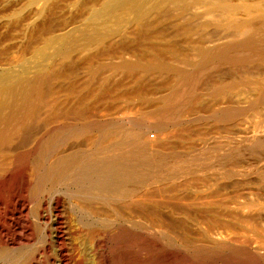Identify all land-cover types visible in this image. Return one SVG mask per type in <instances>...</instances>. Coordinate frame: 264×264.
I'll use <instances>...</instances> for the list:
<instances>
[{"label":"bare ground","instance_id":"1","mask_svg":"<svg viewBox=\"0 0 264 264\" xmlns=\"http://www.w3.org/2000/svg\"><path fill=\"white\" fill-rule=\"evenodd\" d=\"M42 2L9 12L4 35L26 25V56L41 54L59 24L81 21L60 32L74 43H61L47 69L0 75V184L17 182L0 187V264H115L111 252L126 241L142 264L192 260L226 248L236 230L250 231L264 257V117L253 146L214 140L208 159L212 140L193 148L181 130L159 143L146 135L148 121L191 134L195 113L226 127L264 116V0ZM129 3L127 30L93 23ZM135 97L142 108L128 122L99 114Z\"/></svg>","mask_w":264,"mask_h":264},{"label":"rangeland","instance_id":"2","mask_svg":"<svg viewBox=\"0 0 264 264\" xmlns=\"http://www.w3.org/2000/svg\"><path fill=\"white\" fill-rule=\"evenodd\" d=\"M32 0H0V51L2 50V49H8V50H6V54H7V51H9L8 52V54L7 55H4L3 56V54H2V56L0 55V65H1V63H2V65H4L5 63L7 64H5L6 66H8V67H6L5 65H4V67L1 65L0 66V70H1V72H0V75H2L3 73L4 74H11V75H13L14 76V78H15V76L16 77H18L19 75H18V73H20V75H26V76H32L33 74H35V72H37V71H39V70H45V69H47L49 66H50V64L52 65L53 63H54V61H57V60H53V59H58L61 55H59V54H61V49L60 48H62L63 46V48H67V47H69L70 45H72L73 43H74V41H73V39L70 37L69 39H68V44L66 43L65 45L63 44V41L61 40V37H62V35L60 34V32L62 33V32H64V31H67V29H71L72 28V26L74 27V26H76L78 23H77V21L79 22V24H80V21H81V17H78V19L76 18V19H71L70 21L68 20L66 23H64V25H63V28H62V24H59V26L57 27V28H59L60 26V28H59V30L57 29V34H59V36H55L54 35V40L55 41H57L56 43L54 42V40L52 39L51 40V42H50V44L48 45V47H46L45 49H44V51L42 50V51H40V53L41 54H39V52L38 53H35L34 55H32V54H29V53H31L30 51L29 52H27L28 53V55L26 56V54H24V53H26V50H25V43H26V34H25V30H26V25L25 26H23L22 28H20V27H16L15 28V30L13 31V33L11 34V35H9V36H7V37H5L6 35H4L5 34V31L7 30V28H8V25L6 24L7 23V20H8V18H9V12L11 11V10H13V9H21V10H27V9H31V7H32V9H37V8H39V7H41L42 6V4H43V0L41 1V0H34V2H31ZM31 5H33V6H31ZM31 6V7H30ZM69 6H71V5H69ZM68 5H66L65 7H64V11H63V14H62V12H61V14H59L58 15V18H57V20H56V22L55 23H59L60 21H61V15L63 16L64 14H69L70 13V7H69ZM123 6H125L124 8H126V11H129L128 13L129 14H132V16L131 15H129L128 13L127 14H124V12L126 13V11L124 10V8H123V13H122V7H119L118 9L119 10H117V11H120L119 13L115 10V12L113 13V15H115V18H113L112 20H111V18L112 17H110V16H112V15H110V16H108V15H106L105 17H106V19H105V17H100L101 19H96L95 21L93 20V23L94 22H96V23H108L109 21H112V23H115V25L117 24H120V23H122L123 22V25H124V28H125V30H127L128 28H129V25L131 26V24H132V19H133V17H134V12H133V9L131 8L132 6H134V5H132L131 3H129V8H131V9H127V6H128V4L126 5H123ZM65 8H66V10H65ZM132 10V11H131ZM117 12V13H116ZM116 14H119L118 15V17H120L118 20L116 19ZM121 15H123L122 17H121ZM32 16H35V17H37V15H32ZM65 16V15H64ZM130 16H131V19L129 20V18H130ZM109 17V19L110 20H108L107 18ZM122 18V19H121ZM35 18H31V19H29V21H33ZM125 19V21H123ZM74 20V21H73ZM102 21V22H100V21ZM108 20V21H107ZM113 20H115L116 22H113ZM119 20H120V23H119ZM122 20V21H121ZM73 21V22H72ZM76 21V22H75ZM107 21V22H106ZM89 22H91V21H89ZM61 23V22H60ZM77 23V24H76ZM95 23V24H96ZM98 23V24H99ZM128 23V26H126L125 24H127ZM67 24V25H66ZM7 25V26H6ZM58 25V24H57ZM113 24H111V25H108L107 27H109L107 30L108 31H110V30H113V29H115V28H118V29H115V30H119V29H121L123 26H122V24H121V27H120V25H118V26H115V25H113ZM64 26H65V28H64ZM124 28H122L123 30H124ZM127 28V29H126ZM63 29H65V30H63ZM106 29V28H105ZM65 37V36H64ZM79 37H81V36H79ZM59 40V41H58ZM60 40H61V42H60ZM70 40L71 41H73V42H71V44H70ZM53 41V42H52ZM61 43L63 44V46L61 45ZM56 44V45H55ZM51 45L53 46V47H51ZM55 45V46H54ZM60 47H59V46ZM67 45V46H66ZM6 46V47H5ZM62 46V47H61ZM4 47V48H3ZM8 47V48H7ZM49 47H51V49H50V51H49ZM55 47V48H54ZM56 48H59V49H56ZM62 48V49H63ZM52 50H54L53 51V53H52ZM59 50V51H58ZM28 51V50H27ZM48 51V52H47ZM43 52V53H42ZM49 52H50V54L51 55H49ZM56 52V53H55ZM4 53V54H5ZM45 53V54H44ZM23 54V56L25 55L26 57L25 58H22L23 56H21ZM44 54V55H43ZM48 54V56H46ZM36 55H37V57H36ZM59 55V56H58ZM30 56V57H29ZM43 56V57H42ZM35 57V58H34ZM38 57H40V58H38ZM47 57L49 58L48 60H46L47 59ZM58 57V58H57ZM22 60H21V59ZM32 60H31V59ZM42 58H44V59H42ZM46 58V59H45ZM28 59V60H27ZM42 59V60H41ZM13 60V61H12ZM18 60V61H17ZM20 60V61H19ZM31 60V61H30ZM43 60H44V62H43ZM14 61H16L17 63H18V65H17V63L16 62H14ZM27 61L29 62V63H27ZM32 61H33V63H32ZM42 61V62H41ZM21 62V63H20ZM24 62V63H23ZM36 64H35V63ZM45 62H47V64L45 63ZM50 62V64H48ZM39 63V64H38ZM25 65V66H27V64L30 66H27L26 68L23 66V65ZM17 65V66H16ZM32 65H33V67L35 68V70H34V68L32 67ZM42 65V66H41ZM36 66V67H35ZM37 67H39L38 69H36ZM6 68V69H5ZM31 68V69H30ZM41 68V69H40ZM43 68V69H42ZM3 69V70H2ZM5 69V70H4ZM12 69H13V71H12ZM19 71H18V70ZM11 70V71H10ZM5 71H6V73H5ZM25 71V72H24ZM9 72H11V73H9ZM14 72H15V75H14ZM27 72V73H26ZM28 72H31L30 73V75H28ZM120 103V104H119ZM134 103V104H133ZM119 106H118V105ZM131 104V105H130ZM138 104H139V100H138V98H134L133 100H127V99H122V100H119V101H117L116 102V104L115 105H113V106H115V107H112V106H103V107H101L100 109H99V114L101 115V116H103V113H106L107 115L109 114H112L111 116L113 117L112 119H119L120 118V120H122V121H126V122H128V121H130V119L131 118H134V117H136L137 116V114H138V112H139V110H138V108H142L141 107V105H139V107H136V106H138ZM108 109H106V108ZM117 107V108H116ZM113 109V111H112V109ZM104 110V109H106V110H104V111H106V112H104V111H100V110ZM110 109H111V111H110ZM138 111V112H137ZM137 112V113H136ZM263 113H264V110H263ZM106 114H104V115H106ZM196 114V115H195ZM194 115L192 114H190V116H188L189 115V113H188V117H187V121L190 123V126H192V133H194V131H196V129H199V130H201L200 128H205V129H203V130H201V133H200V131H196V133H198L197 134V136H195L194 137V135H192V133L191 134H189L191 131H190V129H188V130H183L182 128H180V129H178V128H172V127H169L170 129H168V130H166V131H159L158 129H156V128H154V126H153V122L152 121H148V122H146V124L147 125H149L148 127H149V129L147 130V132H146V135L147 136H149L150 137V139H151V137H152V141L148 138V137H146V139L148 140V141H150V142H152V143H159V142H162V141H164V140H174V137L173 136H171V135H174V132H176L178 135H179V132H177V130L179 131V130H181V132H180V135L182 136V138L184 139V140H186V141H190V142H192L193 144L195 143H197L198 145H194V147L193 148H197L198 146L200 147V145H202L203 144V142H211L212 143V141H213V145H214V147H210V151H209V147L208 146H205L204 148H205V151L207 150V153H208V151H209V153L206 155H204V156H206V158L208 159V158H211L212 157V154L210 153L211 151L213 152V150H215V148L216 147H218V145H216L215 146V142H216V144L218 143L219 144V142L221 141L222 143L224 142V141H232V140H234V139H238V140H241V141H243L242 143H243V146H246V143H247V146H250L252 143L254 144V141H249V140H251L250 138H251V136L254 134V132L256 131V129H257V131H259V129L257 128V125H256V122H259L261 119H262V117H264L263 115L261 116V117H258L257 115H255V117L256 118H254V116H253V118L254 119H252V118H250L251 116H249V115H247L248 117L246 118V115H243V117L242 116H240V121H241V119L242 118H244L243 120L244 121H238V123L235 125V126H232V127H226V125H223V124H218V123H214V122H212V123H208V122H211V121H208V122H206V121H204V123L203 122H201V121H198V120H196V117L199 115L198 113H195ZM200 114H202V112L200 113ZM253 114V113H252ZM115 115H116V117H115ZM254 115V114H253ZM133 116V117H132ZM110 117V116H109ZM129 117V118H128ZM258 118V119H257ZM261 118V119H260ZM247 120V121H246ZM255 120V121H254ZM248 122H250V123H248ZM207 124L208 123V125H201V124ZM195 124H200L201 126H198V125H195ZM210 124V125H209ZM239 124H240V126H239ZM242 124V125H241ZM218 125V128H216V126ZM194 126V127H193ZM220 126L221 127H223L225 130H221V128H220ZM225 126V127H224ZM213 127H215L214 129H217V130H214L213 129ZM191 128V127H190ZM212 128V129H211ZM220 128V129H219ZM237 128V129H236ZM175 131H174V130ZM210 129V130H209ZM173 130V131H172ZM213 132H212V131ZM185 131V132H184ZM186 131H188V132H186ZM190 131V132H189ZM208 131V133H211L210 135L208 134V133H206ZM230 131V132H229ZM165 132H168V133H165ZM169 132L170 133H173V134H171L170 135V137H169ZM222 132H224V133H222ZM260 132V131H259ZM150 133V134H149ZM154 133H156V134H154ZM165 133V134H164ZM175 133V134H176ZM228 133V134H227ZM162 134V136H160V135ZM176 134V135H177ZM195 134V133H194ZM202 134H204V136H202ZM145 135V136H146ZM157 137H156V136ZM184 135H186V136H188L189 138L187 139L186 138V136H185V138H184ZM159 136H160V138H159ZM206 136V137H205ZM264 136V135H263ZM173 137V138H172ZM158 138V139H157ZM211 138H214V139H211ZM154 139H156V140H154ZM212 140V141H211ZM214 140H215V142H214ZM217 140L219 141V142H217ZM251 142V144H249V142ZM199 142V143H198ZM202 142V143H201ZM222 143H220V144H222ZM245 143V144H244ZM253 144L251 145V146H253ZM206 145V144H205ZM233 145V144H232ZM196 146V147H195ZM221 146V145H220ZM228 146V145H227ZM226 146V147H227ZM250 146V147H251ZM206 147H207V149H206ZM226 150H230V149H226ZM224 152H227V151H224ZM229 152V151H228ZM211 154V155H210ZM203 159V158H202ZM12 182V181H11ZM11 182H8V183H11ZM6 184L7 186H2V185H4L5 183H3V184H0V187H4L3 189L5 190V187L7 188L8 187V185L9 184ZM17 182L14 180L13 182H12V184L10 185V188H13V190H15V188H16V186H17V184H16ZM14 184H16V185H14ZM14 185V186H13ZM2 191V193L4 192L3 190H2V188H0V192ZM258 192H260V191H258ZM264 193V192H263ZM263 193L261 192V194H262V196L264 197V195H263ZM252 196H254V195H252ZM261 196V197H262ZM263 198H261V201H263L262 200ZM177 201V200H176ZM69 211L71 212V214H73V210L72 209H69ZM191 223H195L194 221H191ZM197 225V224H196ZM236 232V233H235ZM239 232V233H238ZM243 231H240V230H236V231H234L233 232V236H232V238H231V240L229 241V240H226V241H224L223 242V244L226 246V248L224 247V249L223 250H221V251H219V252H216V253H213V254H208V256L207 255H203V254H201V255H198V256H193L192 257V260L191 259H189L188 260V258H187V256L185 255V254H180V256H178L175 260L176 261H171V262H169V260L167 259V256H161L160 257V259L161 260H164L163 262L159 259V261H161L159 264H194L196 261H198V262H196L195 264H264V257L262 256H260V255H262L261 253H263V251L262 250H260V249H258V247H257V242H256V239H255V237L253 236V234H251L250 233V231H246V232H243ZM251 234H249V233ZM235 233V234H234ZM246 234V235H245ZM238 235V236H237ZM246 237H247V239H246ZM254 238V239H251V241H250V238ZM236 238L237 240H234V239ZM233 239V240H232ZM243 239V240H242ZM247 240V241H246ZM232 241V242H231ZM245 241L247 242L246 244H245ZM254 241V243H252ZM239 242V243H238ZM124 243H126V245L127 246H125V249H124ZM231 243V244H230ZM251 243V244H250ZM129 244H131V242H129V241H126V242H123V243H121V244H119V246H116L115 248H113V252H111V255L112 254H115V256H112V258L113 259H117V260H115V261H113V262H115V264L117 263V264H139L140 262V254L138 253V250L136 249L137 247L134 245V244H132L133 246H131V245H129ZM255 244V245H254ZM251 245V246H250ZM130 246V247H129ZM229 246V247H228ZM242 246V247H241ZM129 247V248H128ZM244 247H246L245 249H244ZM120 248H121V251H120ZM132 248V249H131ZM251 248V249H250ZM255 248V249H254ZM123 249V250H122ZM133 250V251H136L137 252V254L138 255H135L136 254V252H133V251H131V250ZM241 250V251H240ZM261 252H260V251ZM118 251V253H116ZM120 251V252H119ZM253 251V252H252ZM257 251V252H256ZM132 252V253H131ZM234 255H233V254ZM240 253V254H239ZM250 253V254H249ZM230 254V255H229ZM242 254V255H241ZM232 255V256H231ZM250 255V256H249ZM255 255H257V256H255ZM136 256V257H135ZM182 256H186V258H187V262H186V258H185V260L183 259L182 260V258H184V257H182ZM201 257V259H202V262H201V259H198V257ZM215 256V257H214ZM133 257H135V258H133ZM139 257V259L137 260V258ZM180 257H181V259H180ZM199 257V258H200ZM219 257V258H218ZM223 257V258H222ZM233 257V258H232ZM238 258V259H236V258ZM247 257V258H246ZM257 257H259V260H256V258ZM166 258V259H165ZM207 258V259H206ZM226 260H225V259ZM260 258H262V260L260 259ZM196 259H198V260H196ZM210 259V260H209ZM220 259V260H219ZM224 259V260H223ZM258 259V258H257ZM138 261V263H137V261ZM167 260V261H166ZM177 260H178V262H177ZM191 260V261H190ZM196 260V261H195ZM214 260V261H213ZM222 260V261H221ZM235 260V261H234ZM237 260V261H236ZM239 260V261H238ZM248 260V261H247ZM250 260V261H249ZM255 260L258 262H255ZM117 261V262H116ZM134 261V262H133ZM136 261V262H135ZM181 261V262H180ZM241 261V262H240ZM245 261V262H244ZM252 261V262H251ZM167 262H169V263H167ZM191 262V263H190ZM248 262V263H247ZM140 264H142V263H140ZM143 264H145V263H143Z\"/></svg>","mask_w":264,"mask_h":264}]
</instances>
